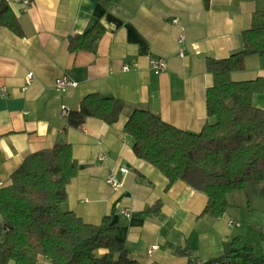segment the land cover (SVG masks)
I'll use <instances>...</instances> for the list:
<instances>
[{"label":"crops","instance_id":"obj_1","mask_svg":"<svg viewBox=\"0 0 264 264\" xmlns=\"http://www.w3.org/2000/svg\"><path fill=\"white\" fill-rule=\"evenodd\" d=\"M5 2L21 34L0 25L3 186L29 154L66 142L79 171L60 208L94 225L111 216L115 237L133 264H187L177 248L187 249L201 263L221 255L237 236L264 255V184L230 195L218 218L201 215L207 195L183 181L167 187V178L136 156L133 140L123 130L134 108L148 109L194 133L215 122L206 111V90L213 83L206 61L242 49V32L254 12H264V0H122L109 9L99 0H28L27 7L23 0ZM97 20L105 32L93 49L70 52L68 37L82 34ZM157 58L165 62L161 71L152 68ZM124 64L130 68L123 70ZM61 76L77 85L55 90ZM258 77L264 81V56L259 54L247 56L244 69L231 74L235 81ZM89 93L120 99L126 108L112 124L88 117L81 129L68 126L62 106L77 110ZM253 104L264 109V88ZM120 166L129 171H118L124 186L113 190L106 177ZM123 207L131 210L130 217L121 213ZM37 264L50 261L39 257Z\"/></svg>","mask_w":264,"mask_h":264},{"label":"trees","instance_id":"obj_2","mask_svg":"<svg viewBox=\"0 0 264 264\" xmlns=\"http://www.w3.org/2000/svg\"><path fill=\"white\" fill-rule=\"evenodd\" d=\"M121 1L99 0L105 9ZM0 25L21 34L5 0H0ZM104 32L97 20L82 34L68 37L69 51L92 50ZM241 36V50L206 61L213 76L206 90V111L215 122H207L194 133L163 121L148 109L134 108L123 127L133 140L136 156L157 168L167 178V187L183 181L207 195L201 215L212 218L225 213L230 195L251 184H264V109L253 104L264 81L261 77L231 78L233 72L244 69L247 56H264V12L252 14L250 27ZM125 108L120 99L89 93L77 110L68 112L67 124L81 129L88 117L112 124ZM78 171L71 144L59 141L29 154L11 174L10 184L0 188V264H37L39 257L50 264L134 263L115 237L111 216L94 225L60 208L67 197L66 187ZM100 249L107 252L100 255ZM177 251L187 256V264H264V255L239 236L225 244L221 255L201 263L192 260L187 249Z\"/></svg>","mask_w":264,"mask_h":264},{"label":"built area","instance_id":"obj_3","mask_svg":"<svg viewBox=\"0 0 264 264\" xmlns=\"http://www.w3.org/2000/svg\"><path fill=\"white\" fill-rule=\"evenodd\" d=\"M23 3L26 7L29 6L28 0H23ZM179 55L180 56L183 55V49L180 51ZM164 67H165V62L162 58H157L152 61V68L156 71H161L164 69ZM129 68H130L129 64L123 65V70H128ZM30 79H31V74H28L26 77V81H29ZM76 85L77 82L74 81L73 79L69 78L68 76H61L55 80L54 88L59 92H65L67 89L71 87H75ZM61 110L64 115H67L69 112L65 106H62ZM118 171L122 173H127L129 169L125 166H120L118 169L112 168L108 171L106 182L113 190H119L124 186L123 181L117 177ZM2 186H3V182L0 180V187ZM121 213H123L127 217H130L132 215L131 210L125 207L121 209ZM230 223L233 222L230 221ZM155 249H156V245H153L149 250V252L151 253Z\"/></svg>","mask_w":264,"mask_h":264}]
</instances>
